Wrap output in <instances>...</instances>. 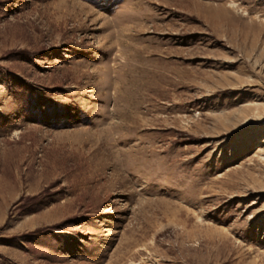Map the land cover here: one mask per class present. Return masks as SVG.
Masks as SVG:
<instances>
[{
  "label": "rangeland",
  "instance_id": "obj_1",
  "mask_svg": "<svg viewBox=\"0 0 264 264\" xmlns=\"http://www.w3.org/2000/svg\"><path fill=\"white\" fill-rule=\"evenodd\" d=\"M0 264H264V0H0Z\"/></svg>",
  "mask_w": 264,
  "mask_h": 264
},
{
  "label": "bare ground",
  "instance_id": "obj_2",
  "mask_svg": "<svg viewBox=\"0 0 264 264\" xmlns=\"http://www.w3.org/2000/svg\"><path fill=\"white\" fill-rule=\"evenodd\" d=\"M187 9H188V8H187ZM141 151H142V150H141ZM53 182H54L53 180L49 181V182H48V184H47V187L45 188V190H43V192H42V193H45V192H47V191H48V188H49V186H50V185H52V184H53Z\"/></svg>",
  "mask_w": 264,
  "mask_h": 264
}]
</instances>
